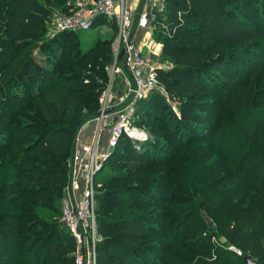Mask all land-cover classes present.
I'll return each instance as SVG.
<instances>
[{
  "label": "trees",
  "instance_id": "obj_1",
  "mask_svg": "<svg viewBox=\"0 0 264 264\" xmlns=\"http://www.w3.org/2000/svg\"><path fill=\"white\" fill-rule=\"evenodd\" d=\"M65 2L0 0V264L73 261L59 193L75 133L97 111L112 34L88 45L77 30L47 36ZM158 21L160 57L174 66L157 77L179 115L155 90L137 101L148 138L134 147L119 136L103 164L94 264H244L245 254L264 264V140L249 138L264 126V83L248 79L264 70V0H165ZM204 36L232 48L205 58ZM196 94L225 98L228 130L216 133L218 103ZM198 171L205 190L192 202ZM186 198L187 211L172 207Z\"/></svg>",
  "mask_w": 264,
  "mask_h": 264
},
{
  "label": "built area",
  "instance_id": "obj_2",
  "mask_svg": "<svg viewBox=\"0 0 264 264\" xmlns=\"http://www.w3.org/2000/svg\"><path fill=\"white\" fill-rule=\"evenodd\" d=\"M164 9L165 0H66L65 10L54 9L49 15L47 36L53 30L87 29L104 21L112 29L107 83L98 95L96 113L85 121L93 122L92 129L86 140L75 133L67 157L59 220L74 239L72 264H94V246L99 239L95 217L99 182L94 181L95 174L119 136L130 138L134 147L148 138L134 120L137 101L154 90L167 96L157 70L169 66L160 60L162 43L153 35Z\"/></svg>",
  "mask_w": 264,
  "mask_h": 264
},
{
  "label": "rangeland",
  "instance_id": "obj_3",
  "mask_svg": "<svg viewBox=\"0 0 264 264\" xmlns=\"http://www.w3.org/2000/svg\"><path fill=\"white\" fill-rule=\"evenodd\" d=\"M54 9L55 10H60L58 7H55L52 10H54ZM109 25H110V23H108L107 21H104L102 24L92 25L91 27H89L87 29H78L77 32L79 34V38H82L85 41L86 45H88L96 37H97L96 40L97 39L101 40V39H103L105 37L110 36L112 34V29H111V26H109ZM156 26H157V24H156ZM48 32L50 33V31H48ZM56 32H58V30H53V31H51V33L48 36H52ZM46 33H47V30H46ZM153 35H154V30H153ZM197 38H198L197 35H195L194 37H190L189 40H190V42H192V41H195ZM202 40H204V41L208 40L207 46L209 48H211L212 51H214L213 53H206L205 58L212 57L213 55L219 53V51H221V50H229V49L232 48V47H229V45H225L226 43L219 42L218 40H216V39H214L212 37H209V36L208 37L204 36L202 38ZM216 45H218V46L216 47ZM260 50H261V53H264V49H260ZM261 53H260V55H261ZM258 57H256V58H258ZM160 60L164 64L166 63L169 66V68H172L174 66L173 62L171 60L167 59V58H163L162 57V58H160ZM106 66H105V70H106ZM261 71H262V74H261V76L259 78L255 77L254 73H253V75L251 77H248L249 82H250L251 85L259 86V85L264 83V70H261ZM107 79L108 78H107V72H106V80H105L101 90L106 86ZM196 96H197V94L195 95V97ZM258 96H260V95H258ZM163 98H164L165 102L167 103L168 109L172 112V114H174L175 116H178L179 115V99L176 96H174L173 94H170L168 92H167V96L163 95ZM196 98L198 100H200V101H203L204 99L206 100L207 98H213L214 99V103H218L217 104V109H216V111L214 109V113H213L215 124L217 125L216 129H215L216 133H218V131L220 132L221 130H225V129L228 130L227 127H230L231 116H230V113H229L225 98L223 97L222 99H220L218 101L219 98L218 97L216 98V96L214 94H204V95H201V96H197ZM210 111L213 112V109L211 108ZM83 124H87V123L83 122ZM83 124H81L78 129H80L81 127L85 126ZM138 126L142 130L147 132L146 131L147 130L146 126H140V125H138ZM78 129H77V131H78ZM254 129H255L254 127L250 128V130H249V138L252 137V138H254V139L258 140V141L259 140L263 141L264 139L262 137V132L264 131V126L259 125L257 127L258 131H254ZM239 137L244 138V135L243 136L239 135ZM200 153H201V151H198V149L195 152L196 155L200 154ZM66 163H67V158H66V161H65V167H66V171H67ZM104 176H105V173L103 171H100V172L95 174L94 181L95 182H99V185H100V180ZM177 177L179 179L181 178V176H177ZM203 177H204V172L203 171H198V173L196 175V179L197 180L192 179V180L188 181L189 184L186 187V191H187V195H188L189 199L192 202L198 200V198H202L203 191L205 190V188H204L205 182H203ZM64 185H65V182L62 185V187L60 188L59 201H58L59 202L58 203L59 204V208H60V201H61V198H62L63 193H64ZM189 192H191L190 195H189ZM186 200H187V198L183 202L176 203V204L172 205V207L173 208H177L178 210H181V211H187L188 208L185 207L186 206ZM170 207H171V205H170ZM221 211L223 213L225 211V209H221ZM207 217H208V215H207ZM204 221L206 223V218L204 219ZM207 223H208V225H211L209 223V221ZM205 231H206V229H205ZM186 232H188V235H185L183 238H190V237H192L194 235V231L190 232V230H188ZM170 238H171V236H170ZM215 239H216V237H214V240ZM169 254L174 256L173 250H171L169 252ZM182 254L186 256L185 251L184 252L182 251L180 253H176V257H178V255L182 256Z\"/></svg>",
  "mask_w": 264,
  "mask_h": 264
},
{
  "label": "crops",
  "instance_id": "obj_4",
  "mask_svg": "<svg viewBox=\"0 0 264 264\" xmlns=\"http://www.w3.org/2000/svg\"><path fill=\"white\" fill-rule=\"evenodd\" d=\"M92 124H93V122H89L87 124H83L85 126L82 125L83 127H81L80 129H78L77 133H78V136H79V139L80 140H86V139H88V137H89L88 133L92 129Z\"/></svg>",
  "mask_w": 264,
  "mask_h": 264
},
{
  "label": "water",
  "instance_id": "obj_5",
  "mask_svg": "<svg viewBox=\"0 0 264 264\" xmlns=\"http://www.w3.org/2000/svg\"><path fill=\"white\" fill-rule=\"evenodd\" d=\"M121 53H122V50H120L119 55H121ZM81 246L82 248L84 247L83 240H82ZM242 259H243L244 264H258L257 261L248 254L243 255Z\"/></svg>",
  "mask_w": 264,
  "mask_h": 264
}]
</instances>
